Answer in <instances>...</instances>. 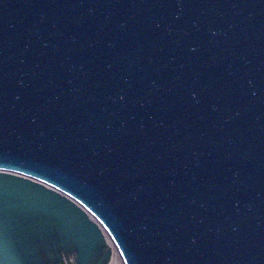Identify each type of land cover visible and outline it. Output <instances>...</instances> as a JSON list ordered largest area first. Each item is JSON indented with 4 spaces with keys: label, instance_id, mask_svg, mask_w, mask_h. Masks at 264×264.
<instances>
[{
    "label": "water",
    "instance_id": "1",
    "mask_svg": "<svg viewBox=\"0 0 264 264\" xmlns=\"http://www.w3.org/2000/svg\"><path fill=\"white\" fill-rule=\"evenodd\" d=\"M68 252L264 264V0H0V264Z\"/></svg>",
    "mask_w": 264,
    "mask_h": 264
},
{
    "label": "bare ground",
    "instance_id": "2",
    "mask_svg": "<svg viewBox=\"0 0 264 264\" xmlns=\"http://www.w3.org/2000/svg\"><path fill=\"white\" fill-rule=\"evenodd\" d=\"M104 235L106 236V240H107V243H108L109 234L104 232ZM62 257H63V260H62L61 263H64V264H77L75 254L73 252L63 253Z\"/></svg>",
    "mask_w": 264,
    "mask_h": 264
},
{
    "label": "snow or ice",
    "instance_id": "3",
    "mask_svg": "<svg viewBox=\"0 0 264 264\" xmlns=\"http://www.w3.org/2000/svg\"><path fill=\"white\" fill-rule=\"evenodd\" d=\"M121 99H123V98L121 97Z\"/></svg>",
    "mask_w": 264,
    "mask_h": 264
}]
</instances>
